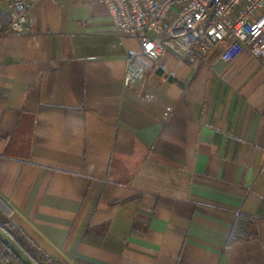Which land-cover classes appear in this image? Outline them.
Masks as SVG:
<instances>
[{
	"label": "crops",
	"instance_id": "obj_1",
	"mask_svg": "<svg viewBox=\"0 0 264 264\" xmlns=\"http://www.w3.org/2000/svg\"><path fill=\"white\" fill-rule=\"evenodd\" d=\"M25 14L0 33L11 220L67 264H264V66L226 64L216 44L193 63L143 59L126 85L139 42L103 3L26 0ZM240 212L255 235L227 243Z\"/></svg>",
	"mask_w": 264,
	"mask_h": 264
},
{
	"label": "built area",
	"instance_id": "obj_2",
	"mask_svg": "<svg viewBox=\"0 0 264 264\" xmlns=\"http://www.w3.org/2000/svg\"><path fill=\"white\" fill-rule=\"evenodd\" d=\"M7 1L8 23L0 33L19 32L27 22L26 0ZM96 1L105 5L115 33L139 42V52L125 58L126 85L143 78L147 68L143 59L155 61L165 52L193 63L221 44L219 58L226 64L243 52L262 63L264 0Z\"/></svg>",
	"mask_w": 264,
	"mask_h": 264
},
{
	"label": "trees",
	"instance_id": "obj_3",
	"mask_svg": "<svg viewBox=\"0 0 264 264\" xmlns=\"http://www.w3.org/2000/svg\"><path fill=\"white\" fill-rule=\"evenodd\" d=\"M199 60L203 56L199 55ZM12 208L10 204L0 195V227L7 232L13 240L22 248V250L36 264H67L54 258L40 249L25 234L21 227L16 225L10 218ZM254 218L245 213H238L231 225L227 236V243L243 241L255 235L253 230ZM90 229L87 230V232ZM0 263L1 264H24L9 249L0 242Z\"/></svg>",
	"mask_w": 264,
	"mask_h": 264
},
{
	"label": "water",
	"instance_id": "obj_4",
	"mask_svg": "<svg viewBox=\"0 0 264 264\" xmlns=\"http://www.w3.org/2000/svg\"><path fill=\"white\" fill-rule=\"evenodd\" d=\"M0 242L9 249L22 263L36 264L13 240V238L0 227Z\"/></svg>",
	"mask_w": 264,
	"mask_h": 264
},
{
	"label": "rangeland",
	"instance_id": "obj_5",
	"mask_svg": "<svg viewBox=\"0 0 264 264\" xmlns=\"http://www.w3.org/2000/svg\"><path fill=\"white\" fill-rule=\"evenodd\" d=\"M214 49H215V48H214ZM258 63H259V64H262V63L264 64V58H262V63H260V62H258ZM263 64H262V65H263Z\"/></svg>",
	"mask_w": 264,
	"mask_h": 264
}]
</instances>
